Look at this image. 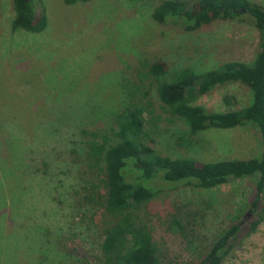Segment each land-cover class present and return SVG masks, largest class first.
Wrapping results in <instances>:
<instances>
[{"label": "rangeland", "instance_id": "374dc122", "mask_svg": "<svg viewBox=\"0 0 264 264\" xmlns=\"http://www.w3.org/2000/svg\"><path fill=\"white\" fill-rule=\"evenodd\" d=\"M41 1L49 25L40 33H28L10 31L12 0H0V197L5 189L8 198L0 200V219L2 210L10 211L9 231L15 236L20 233V242L21 237H27L23 228L31 218L27 209L33 206L34 213H40L39 202L28 203L22 191L41 184L35 193L45 187L41 195H46L53 188V183L43 177L33 179L35 166L29 157H38L42 150L43 156L53 158L52 167L58 168H50V175L64 177L63 181L55 178L64 197L69 198L79 182V166L54 159L51 149L67 146L65 138L54 143L55 128L67 135L82 127L109 126L113 115L126 103L122 87L125 78L133 83L142 78L143 93L153 94L157 82L152 71L156 66L162 67L166 72L162 77H166L179 67L207 70L236 61L250 63L259 48V33L249 16L215 18L197 30L186 31L177 24H160L152 19L158 0H91L76 5H66L63 0ZM252 1L264 4V0ZM251 99L247 86L230 83L197 96L194 103L209 111L230 112L249 105ZM19 112L31 116L32 122L18 118ZM147 124L156 149L175 158L224 163L258 157L263 148L253 123L207 130L194 137L190 146L178 143V136L188 132L184 121L173 120L165 113L157 127L152 122ZM254 184V178L246 177L210 190L182 186L161 192L139 209L144 222L153 221L163 231L156 233L157 254L163 263L186 264L197 259L221 230L241 219V213L249 212ZM8 187H12L11 193ZM66 204L64 200L59 206L61 211ZM54 208L59 211L57 206L49 209L40 224L53 221ZM174 216L186 227L183 235L168 230ZM9 231L7 226L6 233ZM46 232L40 233L47 236ZM86 236L88 241L98 238L93 232ZM81 246L89 249V254L98 244L86 242ZM13 252L10 257L15 256L17 248ZM25 255L27 259L23 258L21 264L39 261V255ZM0 264H6L4 257H0ZM221 264H264V221Z\"/></svg>", "mask_w": 264, "mask_h": 264}, {"label": "trees", "instance_id": "16d2710c", "mask_svg": "<svg viewBox=\"0 0 264 264\" xmlns=\"http://www.w3.org/2000/svg\"><path fill=\"white\" fill-rule=\"evenodd\" d=\"M88 1L91 0H63L66 5ZM12 5L11 32L40 33L47 29L49 17L41 0H12ZM151 16L157 23L177 24L186 31L197 30L215 18L249 16L259 33L258 52L250 63L236 61L207 70L179 67L166 77H162L166 73L162 67L156 66L152 71L157 82L152 90L156 97L149 91L143 93L142 78L137 83L125 78L122 87L126 103L113 115L109 126L82 127L67 135L55 128L54 143L65 138L67 146L63 152L53 147L54 159H65L68 165L79 166L76 175L79 182L66 198L55 179L63 181L64 177L50 175V168H58L52 167L53 158L43 156L42 150L38 157H29L35 166L33 179L43 177L53 183V188L46 195H41L45 192L44 186L35 193L41 184L22 191V198L28 203L39 202L40 209V213H34L32 205L30 211L27 209L31 218L29 225L23 224L27 237H21L22 242L18 240L20 233L15 236L9 231L10 211L2 210L0 257L5 258L6 264H21L23 258L27 259L24 252L39 255L36 264H164L157 254L156 236L163 231L153 221L144 222L139 209L161 192L182 186L210 190L232 180L255 179L249 212L241 213V219L229 223L197 259L186 264H221L264 221V4L252 0H158ZM230 83H240L251 90L249 105L230 112H215L194 103L197 96ZM165 113L187 125L188 132L178 136V143L185 146H190L194 137L207 130L253 123L261 136V155L214 164L202 163L193 157L163 155L156 149V140L147 123L157 127ZM18 114V118L26 117L23 120L32 122L28 114ZM61 173L66 175L64 169ZM11 188L8 187V193L13 191ZM5 193L3 189L1 201L6 200ZM64 200L66 208L61 211L59 206ZM54 206L59 210L53 209L55 223L40 224L41 217ZM42 230H47V236L40 233ZM168 230L183 235L186 227L181 218L174 216ZM89 232L98 238L88 241ZM86 242L97 243L96 248L93 246L95 251L90 248L87 254L89 249L81 246ZM14 247L17 252L10 257Z\"/></svg>", "mask_w": 264, "mask_h": 264}]
</instances>
